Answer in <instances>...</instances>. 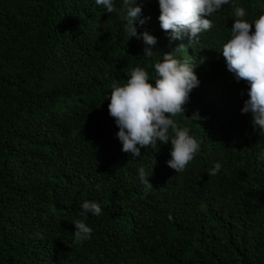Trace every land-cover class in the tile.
<instances>
[{"label":"trees","instance_id":"obj_1","mask_svg":"<svg viewBox=\"0 0 264 264\" xmlns=\"http://www.w3.org/2000/svg\"><path fill=\"white\" fill-rule=\"evenodd\" d=\"M235 7L251 22L264 0H229L190 44L169 41L156 0H143L137 32L157 38L145 59L122 15L93 0H0V264H264V133L240 112L247 84L219 54ZM181 45L174 55L192 61L199 81L182 107L198 119H173L199 151L175 173L169 144L135 159L120 151L103 96L137 66L152 81L159 52ZM214 161L221 169L209 175ZM85 199L101 214L82 212ZM77 219L92 229L81 243Z\"/></svg>","mask_w":264,"mask_h":264},{"label":"clouds","instance_id":"obj_2","mask_svg":"<svg viewBox=\"0 0 264 264\" xmlns=\"http://www.w3.org/2000/svg\"><path fill=\"white\" fill-rule=\"evenodd\" d=\"M109 13L122 15L124 30L128 38L135 37L144 44L143 57L151 59L153 46L157 38L147 31L137 32V27L145 23L142 17L143 0H93ZM229 0H156L158 6L157 21L169 41L186 36L189 43L199 40V35L212 27L210 17L219 11ZM234 19L230 27V38L221 45L219 54L225 67L234 80H243L247 84V99L240 109L242 114L251 117L254 131L264 133V11L248 22L245 9L235 7ZM251 27V32H250ZM127 38V39H128ZM183 45L169 52H159L160 60L153 62L155 77L149 81L148 73L142 67H134L123 85L115 82L107 98V112L117 128L115 138L120 143V151L140 157L141 148L149 145L169 144V159L166 165L175 173L185 170L186 165L199 151V141L189 134L187 127H179L173 119L178 113L185 116L182 107L188 100L189 93L199 84L191 60L180 59L174 53ZM102 99V100H103ZM187 119H198L194 113ZM257 165L264 168V150L256 155ZM221 163L214 161L208 170L209 175H216ZM140 182L151 186L143 168L137 170ZM99 190V185L96 186ZM80 209L92 216L100 215L102 209L94 200H82ZM74 243L87 241L92 229L80 219L71 222Z\"/></svg>","mask_w":264,"mask_h":264}]
</instances>
